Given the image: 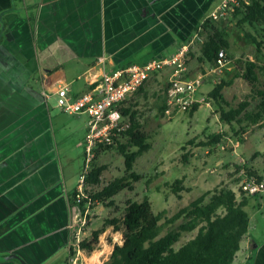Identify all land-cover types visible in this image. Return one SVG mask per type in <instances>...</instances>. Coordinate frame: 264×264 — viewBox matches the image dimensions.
Here are the masks:
<instances>
[{"label":"crops","instance_id":"1","mask_svg":"<svg viewBox=\"0 0 264 264\" xmlns=\"http://www.w3.org/2000/svg\"><path fill=\"white\" fill-rule=\"evenodd\" d=\"M215 1L0 0V256L65 264L67 197L77 186L68 187L55 153L59 116L51 118L48 101L56 91L80 96L105 72L171 57ZM68 116L83 148L87 117ZM247 205L248 231L233 264H264V193Z\"/></svg>","mask_w":264,"mask_h":264},{"label":"rangeland","instance_id":"2","mask_svg":"<svg viewBox=\"0 0 264 264\" xmlns=\"http://www.w3.org/2000/svg\"><path fill=\"white\" fill-rule=\"evenodd\" d=\"M219 1H215L204 17ZM237 21L238 18H235L233 14H227L211 22L206 31L199 29L195 33L196 39L192 40L190 36L180 44V48L187 47L186 62L190 74L200 72L207 67L199 63L197 59L203 42L212 35L213 29L225 33L229 48L224 53L232 61L237 59L252 61L256 56L263 61L264 39H261L260 29L240 28L237 26ZM201 22L202 19L199 24ZM245 33L256 35L257 40L261 41L259 53L245 39ZM232 61H226L220 73L204 77V83L197 90L196 98H203V102L206 103H199L200 107L192 116L188 112L172 113L169 117L165 114L163 117L159 115L156 109L160 105L159 98L167 95L168 92L167 71L152 75L137 93L124 101L121 108L135 113L142 131L150 137L148 141L150 149L135 160L132 171L140 177V180L132 184V191L124 190L113 197L111 207L93 204L94 206L89 208L85 215H81L82 221L77 223V226H81L78 235L79 243L90 241L93 232L104 230L98 237L95 251L87 254L81 250L82 254L79 256L83 261H80L82 264H101L105 261L104 253L108 252L113 244L119 242L121 244L122 227L119 224V230H115L112 221L122 218L128 201L139 202L143 197H147L153 213L165 211L166 217H170L191 201L215 189L225 187L236 193L238 188L236 173L242 162L247 169L257 173L264 171V160H262L264 120L260 125L248 127L245 133L241 134L240 128L235 123L230 127L219 120L217 105L207 99V94L214 85L221 82H231L229 87L222 88L221 94L224 101L233 107L250 95L248 85L239 77L234 78L236 70ZM263 82L264 77H261V84ZM48 105L51 118L59 116L53 121L52 127V136L56 143L55 153L68 187L75 188L78 184V172L80 174L84 166L83 148L77 147V140H79L77 138H80L81 134L75 132L76 117L62 114L56 108L55 98H51ZM211 135H219V142L212 146H203L207 137ZM237 143H239L238 146ZM184 154H186V162L182 161ZM93 164L104 167L100 176L102 185L123 175V158L116 150L101 152ZM175 180L182 181L184 191L179 194L180 199L176 198L169 188ZM251 208V204H248L245 211L250 214ZM262 213L264 214V209ZM188 238V235L183 234L181 241ZM95 254H98L99 258L90 263L89 260Z\"/></svg>","mask_w":264,"mask_h":264},{"label":"trees","instance_id":"3","mask_svg":"<svg viewBox=\"0 0 264 264\" xmlns=\"http://www.w3.org/2000/svg\"><path fill=\"white\" fill-rule=\"evenodd\" d=\"M233 15L238 18V27L259 28L261 39H264V0L240 2V7ZM210 23L206 21L198 24L193 32L197 33L199 29L206 31ZM244 37L259 53L262 43L257 40V36L245 33ZM228 48L225 33L213 29L212 35L203 42L197 60L207 68H212L217 53L220 50L225 52ZM225 60L232 61L226 55ZM260 61L258 56L252 61H232L236 70L234 78L242 79L250 91V95L236 106L224 101L221 94L222 88L229 87L231 82L216 84L207 94V99L212 100L219 109V120L230 127L235 123L241 134L248 127L260 125L264 120V82L261 84L264 59ZM166 100L167 95L159 98L160 105L156 108L161 117L166 110ZM201 104H193L187 111L189 115L192 116ZM120 112L124 117L128 116V128L117 134L115 146L96 151L93 163L101 152L116 150L123 158V175L102 185L100 176L104 167L92 164L85 177V185L91 190L78 203L74 201V193L68 196L69 208H76L83 213L88 200L111 207L113 197L124 190L132 191V184L140 180L132 169L137 157L150 149V137L142 131L135 113L122 108ZM219 139V135H211L202 145H215ZM182 158L183 162L187 161L186 154ZM249 170L256 174L252 169ZM169 188L176 198H181L179 194L184 191L181 180H175ZM246 205V197L236 198L235 193L225 187L201 195L170 217H166L165 211L153 213L147 197L139 202L128 201L122 218L112 221L115 230H119V224L122 227L121 244H114L108 259L101 264H232L239 251V244L248 231L249 219L244 211ZM93 206L90 205V208ZM102 232L103 229L93 232L90 241L79 243V249L91 254L96 250L98 237ZM183 234L189 238L182 242ZM73 255L70 250L65 264L68 257Z\"/></svg>","mask_w":264,"mask_h":264},{"label":"built area","instance_id":"4","mask_svg":"<svg viewBox=\"0 0 264 264\" xmlns=\"http://www.w3.org/2000/svg\"><path fill=\"white\" fill-rule=\"evenodd\" d=\"M240 2L245 3L246 0H221L201 24L206 21L215 22L227 14H233L240 7ZM196 38L197 35L194 34L192 40ZM186 59L187 47L183 46L169 58L151 59L141 65L132 64L105 72L93 83L90 90L80 96L73 97L66 86L56 91V107L61 113L87 117L83 139L84 166L74 191L75 203L83 200L85 193L91 190L85 185V177L91 169L96 151L115 146L117 134L129 126L128 118L120 112L124 101L137 93L152 75L167 71L168 92L164 114L169 117L172 113L187 112L193 104L204 101L203 98H196V92L202 85L204 77L220 73L226 62L225 53L220 50L212 68L204 67L202 71L191 75L187 69ZM236 179L238 180L236 198L257 197L264 193V175L254 174L243 162L236 173ZM93 204L97 203L88 200L83 213L76 208H69L68 254L71 250L74 255L68 257L67 264H79L78 256L81 250L78 235L81 226H77V223L82 221L81 215H85ZM235 260L234 257L233 263Z\"/></svg>","mask_w":264,"mask_h":264},{"label":"water","instance_id":"5","mask_svg":"<svg viewBox=\"0 0 264 264\" xmlns=\"http://www.w3.org/2000/svg\"><path fill=\"white\" fill-rule=\"evenodd\" d=\"M11 260H16L19 262V264H27L25 263L20 257H18L15 254H10L7 256H0V262H5V261H11Z\"/></svg>","mask_w":264,"mask_h":264},{"label":"bare ground","instance_id":"6","mask_svg":"<svg viewBox=\"0 0 264 264\" xmlns=\"http://www.w3.org/2000/svg\"><path fill=\"white\" fill-rule=\"evenodd\" d=\"M98 258H99V255L95 254L90 260L95 262Z\"/></svg>","mask_w":264,"mask_h":264}]
</instances>
